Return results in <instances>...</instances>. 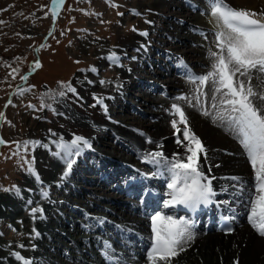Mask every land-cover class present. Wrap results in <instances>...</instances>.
Wrapping results in <instances>:
<instances>
[{
	"label": "bare ground",
	"instance_id": "obj_1",
	"mask_svg": "<svg viewBox=\"0 0 264 264\" xmlns=\"http://www.w3.org/2000/svg\"><path fill=\"white\" fill-rule=\"evenodd\" d=\"M168 1L156 0L154 3L155 10L158 7L170 5V10L178 11L177 14L183 19H187V21L183 20L181 27L168 22L172 29L160 30L163 33L162 35L170 36L171 39V42L157 41L159 45L166 47V49L158 51L161 59L166 58V62L159 61V59L152 60L155 71H148V66L140 72H131L129 67L121 69V72H118L120 78H122V83H120L122 87L119 90L113 85L111 88L104 87L95 91V88H93V85H96L94 81L79 78L76 84L77 95L84 104L87 103L90 106V110L94 109L93 111L97 112L103 120L97 119L95 121V119L89 118L87 105L86 108L77 111H74V109L72 111L71 106L65 105L71 110L72 119L70 121L72 120V123H75L74 126L53 127L51 129L66 140H70L73 133L84 135L90 139L92 147L85 149L82 155L76 158V163L73 165L69 177L61 182L59 186H57V182L65 165L59 157L53 155L55 145L52 141L56 139L36 134V137L42 143L53 144L54 148L53 151H48L46 148L39 146L36 149L40 169L39 176L42 183L32 184L28 180L23 183L24 190L16 200L0 201V219H8L18 230L24 229V231H17V238L12 239L10 245H4L0 241V264H20L10 255L12 251H18L26 258H30L33 264H97L102 255L103 244L108 241L111 235L110 228L112 226L119 225L123 229V233L128 234L131 226L136 225V223L144 224L142 219L138 218L139 216L135 213L136 205H130L122 199L128 198L129 195L126 196L127 192H132L136 188L133 184L135 173L136 178L143 177L136 171L137 169L146 173L154 170L151 165L141 163L138 158L145 150H155V143H148L146 138L161 143L163 145L162 151L169 156L173 152L183 150L182 146L175 143L176 136L180 134L174 133V130L169 132L170 129H166V121L170 120V115L166 109H169L174 102L171 97L174 98L181 94L190 96L194 89L193 86L188 89V87H185L187 84L182 82L185 80L193 85L179 68L177 69V58L182 57L193 72L197 74L205 72L207 70L206 66L209 64L207 49L212 45L214 35L213 24L209 22L210 18L205 14L208 8L207 5L205 6L204 0H193L191 2L182 0L179 5L173 1ZM184 1L187 2L186 5H183ZM246 1L264 8V0ZM189 5H198V9L194 11ZM201 10L204 11V14H201ZM170 17L169 15L166 16L165 20ZM183 25L186 28H183ZM194 25L206 33L207 39L192 30ZM150 29L147 28L146 32H149ZM141 39L138 38L123 44V46L134 47L135 54L131 58L130 65H138L141 63L138 59L149 57L144 55L143 50H149L151 46ZM141 45L144 47H141ZM143 61L145 62V60ZM107 64L113 63L107 59ZM175 69L177 70L174 73ZM148 76H152L156 80L148 82L146 81ZM130 77L142 83L137 85L135 82H131L128 85ZM127 78L128 81L124 83ZM79 83L80 86L77 87ZM146 86L148 91L143 92ZM205 87L208 88L207 85ZM134 88L140 89L141 98L138 100L140 106L129 111L127 109L131 104L129 92ZM155 91L162 94L164 100L152 96ZM105 92L107 94L103 96L102 94ZM94 95L103 96L108 109L115 106L117 110L113 112L114 114L108 110L106 115L101 106L93 99ZM120 95L121 99L116 101L115 97ZM178 102L186 107L183 109L189 118L190 127L207 149V161H203V155L201 154V160L203 161L201 166L207 175L218 178L212 181L215 190L219 193L216 199L231 200L232 190L229 189L228 193L225 194L220 193V188L222 185L227 186L234 182L219 179V177L236 175L243 177L249 185L253 182V172L243 149L230 132L218 122L213 123L210 117L201 115L196 107L190 109L187 108L186 103ZM202 102L209 110H213L210 101L203 99ZM193 103L195 102L193 101ZM151 106L155 107V111L146 116L147 112L143 113L142 108ZM150 120L152 123H150ZM132 121L138 122L132 123ZM81 125L86 127L87 130H80L79 126ZM141 132L144 135H141ZM120 147L124 148L121 149ZM89 151L94 154V158H88L89 160L86 163H82L81 159L86 157ZM98 158H103L105 161L102 162ZM99 162H101L100 169L97 170L99 172H96L97 174L91 173L93 165H98ZM81 164L83 165L81 167L82 176L77 174ZM217 164L220 165L219 168L214 167ZM209 168H211V172H208ZM105 169L106 172L101 174L100 170L105 171ZM120 173L127 176L121 186H128L125 192L126 195L122 194L121 191H117L116 187L113 190L110 189L120 196L118 198L120 200L104 191L99 194L100 190L97 188L89 194L90 199L80 197L86 192L85 190L79 192L77 184L87 182L85 175L89 177L90 175H97L100 178L99 180L105 182V186H107L108 183H114L115 178ZM144 179L150 184L158 183L159 187L154 188V192L164 196L167 187L163 178L144 177ZM117 182L120 183L121 181L117 180ZM42 187H46L49 198L45 199L38 193V190H41ZM64 187L69 190L60 192L59 190ZM29 194L34 196L30 197ZM55 194L62 199L57 201ZM129 198L131 197L129 196ZM28 201H31V203H28ZM97 202L107 205L100 206L95 204ZM239 206L245 211L242 203ZM34 207L43 208V215L39 212L33 215L31 209ZM84 210L88 211V218H86L84 212H81ZM117 210L121 211L119 215L114 212ZM69 212H74L76 215L69 216ZM96 218L103 219L105 223H97ZM85 225H92V227L86 228ZM33 229H35V232ZM36 232L39 233L38 236ZM148 237L149 235H144L146 240ZM19 245H24V247L21 248ZM33 245H35V249H33ZM176 260L177 264H264V237L256 234V231L247 223L246 217L244 223L231 234L195 237L185 252L180 253ZM132 264H147L146 258L137 259Z\"/></svg>",
	"mask_w": 264,
	"mask_h": 264
},
{
	"label": "rangeland",
	"instance_id": "obj_2",
	"mask_svg": "<svg viewBox=\"0 0 264 264\" xmlns=\"http://www.w3.org/2000/svg\"><path fill=\"white\" fill-rule=\"evenodd\" d=\"M155 1L64 0V3L57 10L53 22L52 0H0V21H3V23H0V56L10 61V67L0 70V113H3V116H0V138L6 142L0 144V189H12L13 185H15L23 192L24 182L29 180L32 184L37 183L35 177L29 174V165L25 161L34 157L33 167L40 174L36 151L38 146L35 149L31 145L25 147L23 142L25 140L41 141L36 137V134L57 139L56 136L51 135L49 129L74 126L75 123H72V120L70 121L72 119L71 110L66 107L67 104L71 106L72 111L73 109L74 111L84 109L87 105L89 109H86L88 110L89 118H93L95 121L97 119L103 120L97 112L93 111L94 109L90 110V106L87 103L84 104L78 95L74 96L67 90H65L63 98L58 95L45 96V93H56L60 82L71 83L76 88L79 78L94 81L96 84L93 85L95 91L104 87L111 88L113 85L117 87L118 84L122 83V78H120L118 72H121V69L126 67H129L131 72H140L147 66L148 71L156 70L153 68L152 60L155 59L156 61V59H159V61H162L163 59H161L158 51L166 49V47L159 45L157 41L171 42L170 36L162 35L163 33L160 30H171L172 26H169L168 22L181 27L183 23L179 21L184 20L186 22L187 19H183L177 14L178 11L170 10V5L158 7L155 10ZM170 1L179 5L182 0H169L168 2ZM191 1L193 0H187V2ZM187 2L184 1L183 5H186ZM227 2L234 7L264 10L263 7L252 5L246 0H227ZM205 14L210 18L208 11ZM168 15L172 18L165 20ZM146 21H151V23ZM182 27L186 28L184 25ZM147 28H151L147 32L148 35H141L142 32L147 31ZM138 38H142L147 45L149 43L151 46V49H147L148 51L143 50L144 55L149 57L138 59L141 62L139 63L140 65H130L131 58L135 54L134 47L123 46V44ZM111 53L119 56V65L107 64V57ZM165 59L163 60L164 62H166ZM36 61L40 62L41 67H34ZM93 67L97 69L96 72L91 71ZM14 69L15 71H13ZM177 69L174 70V73ZM23 75H27L28 79L21 88L16 89L22 82L20 77ZM130 78L129 81L128 78L125 79L124 83L127 81L128 85L131 82H135L137 85L142 83L133 80L132 77ZM101 80L108 81V83L101 85ZM155 80L152 76H148V79H146L148 82ZM182 82L187 84L185 87H188V89L192 86L195 87V85H191L185 80ZM80 83L77 87L80 86ZM251 83L257 90L264 91V84H261L255 76ZM89 87L91 88L90 85ZM157 90L159 91V89ZM144 91H148L147 86ZM205 91H208V88L206 89L205 87ZM129 93L131 104L127 109L130 111L139 108L138 100L141 98V92L139 88H134ZM105 94L107 93L105 92L102 95L104 96ZM152 96L164 100V96L157 93V91ZM119 99H121V95L115 97L116 101ZM171 99H173V96ZM203 99L210 101L206 97L202 98V101ZM44 105H51V107ZM186 106L187 108L189 107L188 105ZM154 108L153 106L145 107L142 108V111L143 113L147 112L146 116H148L149 113L155 111ZM182 108L186 107L182 106ZM189 108L191 109L192 107ZM108 110L114 114L113 112L117 109L113 106ZM58 113H63V115ZM171 119L172 117L170 116ZM170 120L166 121V129H170L168 130L169 132L173 130ZM135 122L132 121V123ZM150 123H152L151 120ZM178 127H181V125H178ZM79 129L87 130L82 125L79 126ZM52 132L55 131L52 130ZM47 145L46 149L53 151L54 145L50 143ZM88 158H94V154L90 151L87 152L86 157L81 159V162L86 163L89 160ZM98 160L105 161L103 158H98ZM100 163L93 165L91 173L99 172L97 170L100 169ZM82 166L81 164L77 171V174H81V176L83 175L81 172ZM100 171L103 174L106 169L105 171ZM122 174L115 178L114 183H108L107 186H105V182L99 180L100 178L97 175H90L89 177L84 174L87 182L78 183L77 190L79 192L85 190L86 193L80 197L90 199L89 194L97 188L100 190L99 194L104 191L110 196H114L115 199L120 200L118 199L120 196L112 190L117 180L125 179L124 173ZM94 184H96L95 187ZM122 185L123 183L119 185V188ZM65 190L69 189L64 187L59 191L65 192ZM45 191L46 187H42L41 190H38V193L41 195ZM29 196L34 195L29 194ZM17 197L18 195L14 191L5 192L0 190V201L16 200ZM55 197L57 201L62 199L58 195ZM122 200L126 202L129 198ZM95 204L100 206L107 205L99 202ZM119 211L114 212L119 215L121 213ZM81 212L88 213L86 210ZM75 215L76 213L69 212V216ZM13 229L15 230L13 231ZM17 231H24V229L18 230L8 219H0V241H2V244L10 245L12 239L17 238Z\"/></svg>",
	"mask_w": 264,
	"mask_h": 264
},
{
	"label": "snow or ice",
	"instance_id": "obj_3",
	"mask_svg": "<svg viewBox=\"0 0 264 264\" xmlns=\"http://www.w3.org/2000/svg\"><path fill=\"white\" fill-rule=\"evenodd\" d=\"M63 3L64 0H52L53 19ZM204 3L210 13L209 22L213 24L214 33L213 43L207 49L209 60L207 70L197 74L191 70L182 57L177 58L179 70L195 87L190 96L181 94L174 97L171 107L166 109L172 117L170 124L174 133L180 134L176 136L175 143L182 146L183 150L173 152L169 156L162 151L161 143L146 138L148 143H155V150H145L138 158L141 163L151 165L154 170L147 173L140 169L136 171L145 178L165 180L168 191L164 193V196L168 198L163 200V205L164 208L169 209V212L176 206L196 211L201 206L225 205L229 206L231 214L225 216L224 219L233 221L236 219V209L231 207V204L242 203L247 223L259 236L264 237V91L257 90L251 83L255 76L261 84H264V10L234 7L227 0H204ZM189 7H192L194 11L198 9V5H189ZM201 14H204L203 10ZM146 22L151 23V21ZM179 22L183 23V21ZM192 30L207 39L206 33L198 26L194 25ZM141 35L147 36L148 33L142 32ZM141 47L144 46L141 45ZM108 59L113 64L119 65L120 63V58L115 53H111ZM34 67H41L40 62L36 61ZM91 71L96 72L97 69L93 67ZM20 78L27 81L28 76L23 75ZM105 83L108 81H100L101 85ZM205 85L208 86V91H205ZM120 87L122 84L117 85V90ZM65 90L74 96L77 95V90L71 83L60 82L56 93H45V96L58 95L63 98ZM204 97L211 101L213 110L204 106L202 102ZM93 99L107 115L108 108L104 103V97L94 95ZM178 101L186 103L189 107H196L201 115L210 117L213 123L218 122L230 132L243 149L253 172V182L249 185L243 177L236 175L219 177V179L234 182L227 186L222 185L220 188V193L225 194L229 189L232 190L231 200L216 199L219 193L215 190L212 181L218 178L207 175L201 166L203 161H207V149L191 129L189 118L181 104L177 103ZM44 106L51 107V105ZM58 114L63 115V113ZM0 116H3V113H0ZM178 125H182V128ZM49 132L52 136H58L51 129ZM140 134L144 135L142 132ZM4 143L6 142L0 138V144ZM52 143L55 145L53 155L59 157L65 165L57 182L59 186L69 176L76 163V158L81 156L85 149H90L92 144L89 138L75 133L72 134L70 140L58 136ZM23 145L25 147L31 145L33 149L37 146L48 147L39 140H25ZM25 162L29 165V174L34 176L38 183H42L33 167L34 157ZM214 167L219 168L220 165L217 164ZM208 172H211V168ZM0 190L5 192L11 190L18 196L21 193V189L15 185L12 189ZM148 194H150V189L145 188L144 195L140 198L142 205L145 203L144 197ZM41 195L45 199L49 198L46 191ZM37 212L43 215V208L31 209L33 215ZM85 216L88 218L89 214L85 213ZM148 218L151 246L146 252L147 264H177L176 258L180 253L185 252L196 237L192 221L184 217L174 218L173 214L162 210L154 211V214ZM96 221L105 223L101 218H96ZM85 227L91 228L92 225H85ZM116 227L123 231L121 226ZM33 231L35 232V229ZM223 231L231 233L233 229L226 227ZM36 235L38 236L39 233L36 232ZM19 247L23 248L24 245H19ZM32 247L35 249V245ZM10 255L20 264H33L30 258H26L18 251H12ZM102 256L107 264H120L119 258L108 241L103 244Z\"/></svg>",
	"mask_w": 264,
	"mask_h": 264
},
{
	"label": "trees",
	"instance_id": "obj_4",
	"mask_svg": "<svg viewBox=\"0 0 264 264\" xmlns=\"http://www.w3.org/2000/svg\"><path fill=\"white\" fill-rule=\"evenodd\" d=\"M9 62H10L9 59L0 56V70H3L5 68L10 67V63ZM14 87H12V89H14Z\"/></svg>",
	"mask_w": 264,
	"mask_h": 264
},
{
	"label": "water",
	"instance_id": "obj_5",
	"mask_svg": "<svg viewBox=\"0 0 264 264\" xmlns=\"http://www.w3.org/2000/svg\"><path fill=\"white\" fill-rule=\"evenodd\" d=\"M53 18V16H52ZM55 19H53V22H54ZM25 81L23 80L22 83L17 87V89L21 88L23 85H24Z\"/></svg>",
	"mask_w": 264,
	"mask_h": 264
}]
</instances>
